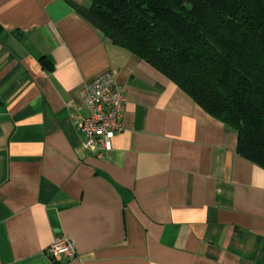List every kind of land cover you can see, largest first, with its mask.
<instances>
[{"label": "crops", "instance_id": "1", "mask_svg": "<svg viewBox=\"0 0 264 264\" xmlns=\"http://www.w3.org/2000/svg\"><path fill=\"white\" fill-rule=\"evenodd\" d=\"M68 1L91 2L0 0V264H264V167ZM105 70L123 127L97 158L79 89ZM56 235L76 257L48 256Z\"/></svg>", "mask_w": 264, "mask_h": 264}, {"label": "trees", "instance_id": "2", "mask_svg": "<svg viewBox=\"0 0 264 264\" xmlns=\"http://www.w3.org/2000/svg\"><path fill=\"white\" fill-rule=\"evenodd\" d=\"M73 9L236 132L264 167V0H91Z\"/></svg>", "mask_w": 264, "mask_h": 264}, {"label": "built area", "instance_id": "3", "mask_svg": "<svg viewBox=\"0 0 264 264\" xmlns=\"http://www.w3.org/2000/svg\"><path fill=\"white\" fill-rule=\"evenodd\" d=\"M79 98L87 108L86 114L77 122L82 144L91 155L103 158L112 150V139L123 127V89L116 82L114 73L105 70L81 85ZM46 252L56 262L77 256L73 240L65 235L54 236Z\"/></svg>", "mask_w": 264, "mask_h": 264}]
</instances>
